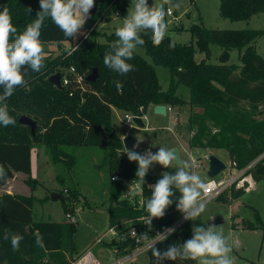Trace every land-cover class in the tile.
<instances>
[{
    "label": "trees",
    "instance_id": "16d2710c",
    "mask_svg": "<svg viewBox=\"0 0 264 264\" xmlns=\"http://www.w3.org/2000/svg\"><path fill=\"white\" fill-rule=\"evenodd\" d=\"M125 3L126 0H95L84 25V34L78 39V47L71 55L67 51L53 58L45 55L43 67L38 73L27 67L22 69L26 84L18 86L6 101L9 115L16 123L8 127L0 125V166L6 172L5 178L0 179V187L15 172L26 175L24 182L31 189L35 187L36 179L31 176V149L34 146H43L50 163L66 168H71L75 163V155L67 150L68 146H106L109 225L121 219L148 215L145 211V201L151 196L148 184L156 183L163 172H174L176 167L172 165L161 173L146 174L144 184H140L141 203L136 195L131 199L124 197L123 180L136 179L138 165L130 162L123 153L121 138L112 122V108L142 116L148 106L155 104H186L194 109L187 119V127L193 131L187 140L190 148L225 149L230 165L236 169L244 168L264 153V119H257L255 111H252L264 106V57L256 51L257 39L264 37V28L212 29L198 24L190 25L189 31L200 52L209 56L211 43L222 48L217 64L208 63L204 58L197 62L192 42L175 43L165 35L163 41L154 46L150 30H142L141 37L145 44L139 47L153 63L169 71L170 83L168 88L163 89L157 81L153 65L136 52L133 59L128 61L134 66V71L126 75L113 72L103 63L105 53L111 50V45L118 38L112 33L105 41H98L101 33L97 24L102 18L123 9ZM4 7L8 8L12 24L17 28V33L11 37L13 41L40 11L39 0H0V11ZM28 8L31 9L30 14ZM260 12H264V0H219V14L230 20L247 19ZM40 39L42 44L52 43L61 47L62 42L71 38H66L51 18H47ZM233 49L238 51V64L227 63ZM71 66L82 75L81 86L74 81V74L70 73L67 74L68 83H61V87L49 81V76L56 72L61 73L62 79L66 74L64 68ZM93 68L97 70V77L89 82L86 76ZM114 80L121 82L120 90H117ZM179 84L188 87L187 99L176 94ZM2 92L3 88L0 87ZM21 115H28L36 121L34 134L29 126L18 122ZM248 172L255 181L264 178V155ZM114 176L118 179H111ZM56 179L62 181L59 174ZM246 186L243 184L235 188L231 185L215 196V200L230 203L245 191ZM59 193L63 197L61 204L64 213L72 214V204L79 200L81 192L75 186L64 185ZM179 195L177 192L176 196ZM48 199L47 195L38 198L32 194L0 193V264H70L77 257L74 249L75 220L65 217L61 221H53L34 216V203H43ZM178 213L174 200L162 218H153L148 233L152 234L153 228L163 229L170 225ZM234 217L231 216V219ZM256 220H259L258 214ZM239 224L248 229L256 227L249 220L231 222L232 227ZM194 225L206 226L200 220H186L167 240L158 241L156 247L163 251L172 243L182 244L191 238ZM146 226V223H137L138 235L144 236ZM5 231L23 237L18 250H13L10 239H3ZM37 231L43 237L42 248L36 244ZM121 245L119 253H124L123 248L133 247L135 243L133 239H127ZM146 254V264H156L150 247ZM194 262L177 259L164 261L163 264Z\"/></svg>",
    "mask_w": 264,
    "mask_h": 264
},
{
    "label": "rangeland",
    "instance_id": "374dc122",
    "mask_svg": "<svg viewBox=\"0 0 264 264\" xmlns=\"http://www.w3.org/2000/svg\"><path fill=\"white\" fill-rule=\"evenodd\" d=\"M135 0H126L124 8L116 13H112L110 17L102 18L97 24V29L101 33L98 36V41H105L106 37L112 33L115 34L123 19L127 14L134 9ZM173 3H179L180 8H172L170 5L164 4V0H152V4L157 7L164 6L165 10L170 8L173 13L166 14L165 21L168 25L166 35L175 43H193L195 48L194 58L197 62L205 59L206 62L217 64L219 63V55L222 48L217 44H209V56L200 52L195 44V38L191 35L189 27L192 24L202 25L205 28L212 29H263L264 28V12L251 15L247 19L230 20L219 14V0H173ZM84 26L80 29L77 37L70 39L65 44L66 46L59 47L52 43H43L44 53L48 57H55L62 51L74 49L84 34ZM63 44V45H65ZM256 51L264 57V37H260L256 42ZM137 54L142 56L146 61L154 67L157 81L163 89L168 88L170 83V74L167 68L153 63L151 58L145 54L141 47L135 50ZM227 63L238 64V51L233 49L230 51ZM65 72L67 68H64ZM63 70V71H64ZM176 94L187 99L189 89L183 84L176 87ZM193 108L188 105H173L171 110L165 114L153 112V106H148L144 119L146 129L135 126L134 123H125V114L129 112L114 108L112 113V122L115 130L120 137L123 134H141L150 140L149 144L139 149L140 153L151 150L153 153L159 150V147L169 148L171 146L179 147L182 160L189 161L188 151L193 153L199 159L200 167L193 170L203 179V172L207 169V159L204 155L209 153L220 158L226 165L214 179H230L236 174V169H231L230 160L225 149L214 148H190L187 144L188 138L193 131H189L187 127V119L190 111ZM255 111L257 119H264V106H259ZM174 116L176 120H174ZM169 129H168V128ZM213 128V127H212ZM214 130V129H213ZM121 134V135H120ZM39 149V150H38ZM43 149V150H42ZM34 150V151H32ZM38 150V153L36 152ZM67 150L75 155V163L71 168H66L62 165H54L48 161L47 154L43 146H34L31 151L33 155L40 157L39 160L45 159L49 165L44 164L39 168L37 173L36 185L33 189L24 182L26 175L17 174L13 180L6 182L0 187V193H18L36 196L38 198L49 196L51 192H61L64 185L75 186L81 192L78 201L73 202V211L76 221V232L74 236V249L78 254L76 258L91 251L97 258L100 264H114L115 257L113 244L106 239L108 235V206L107 189L108 184V151L106 146H68ZM35 152V154H34ZM32 159V156H31ZM32 171L36 172V163L32 161ZM163 168L159 164H153L149 168V173H161ZM59 174L62 181L56 179ZM33 177V176H32ZM248 178L245 174L242 178ZM240 178V177H239ZM241 178V179H242ZM245 178V179H246ZM251 178V177H250ZM236 181L231 185L235 187L236 183L247 185L245 191L237 198L232 200V203L219 202L212 199L206 202L205 211L196 220H200L208 227V221L216 215H220L223 219L221 223L212 225L218 231H222L226 237H230L229 244L232 247L231 258L233 264H264V178L255 181L248 185L246 181ZM229 185L228 187H230ZM129 188V186H126ZM227 187V189H229ZM65 193V192H63ZM132 195L138 196L134 190ZM65 195V194H64ZM86 202V204H85ZM33 214L38 219L61 221L65 218L63 206L59 199H49L44 201H36L32 208ZM256 214L259 215V220H256ZM235 215L234 219L231 216ZM236 218L253 221L256 225L254 229L242 227L241 224L234 227L231 222ZM103 237L102 242L97 239ZM75 258V259H76ZM148 258L146 251L137 254L134 258L123 264H146ZM194 264H199L195 260Z\"/></svg>",
    "mask_w": 264,
    "mask_h": 264
},
{
    "label": "clouds",
    "instance_id": "9594fccd",
    "mask_svg": "<svg viewBox=\"0 0 264 264\" xmlns=\"http://www.w3.org/2000/svg\"><path fill=\"white\" fill-rule=\"evenodd\" d=\"M94 4L95 0H39L40 11L36 13V18L14 41L11 37L17 33V28L12 24L9 10L4 7L3 11H0V87L3 88L0 93V125L8 127L16 123L9 115L6 101L18 86L26 84L22 69L27 67L38 73L43 67L45 53L40 37L45 20L51 18L66 38L75 39L89 19ZM164 4L177 9L181 6L179 3H173V0H164ZM28 12L31 13L30 8ZM166 14L163 5L150 6L148 0H135L133 11L127 14L122 25L116 29L115 35L118 39L111 45V50L105 53L104 65L121 76L134 71V66L128 61L133 59L137 47L145 44L141 31L150 30L152 42L154 46H158L167 32ZM75 50L74 48L66 51L71 55ZM113 83L117 90L122 88L119 80H114ZM139 141L138 138L134 149L138 147ZM123 153L130 162L138 165L136 180L133 181L139 182L137 187L144 184L145 176L153 164L164 168H170L174 164L176 166L174 172H163L161 178L150 186L151 196L145 201V211L148 213L145 223L149 228L153 218H162L174 200L177 210L185 220L194 221L205 211L206 204L201 197L208 185L205 179L192 171L196 166L194 162L182 160L177 151L166 147H159L155 153L151 150L140 153L125 147ZM5 176V169L0 166V179ZM177 192L180 194L178 197ZM173 232L174 228L164 229L162 233L156 234L157 239L149 245L156 264L177 259L196 260L199 264H233L230 255L232 247L228 242L230 237H226L214 226L194 225L190 239L182 244L172 243L163 251L159 250L156 243L167 240ZM35 236L36 244L44 247L43 237L38 231ZM3 239H10L13 250H18L23 237L19 234L10 235L5 231Z\"/></svg>",
    "mask_w": 264,
    "mask_h": 264
},
{
    "label": "built area",
    "instance_id": "2783aa9c",
    "mask_svg": "<svg viewBox=\"0 0 264 264\" xmlns=\"http://www.w3.org/2000/svg\"><path fill=\"white\" fill-rule=\"evenodd\" d=\"M166 12L168 15H171L173 13V11H171L170 8H167ZM69 73L74 74V81L78 85L81 86L82 75L76 73L72 66L69 67L66 70V74H64L62 76L61 83L62 84L68 83L69 78H68L67 74H69ZM165 106H166L165 112H168L171 110V106H169V105H165ZM133 116H139V115H135V114H131V113L125 114V123H127L129 125L132 124L133 123V121H132ZM174 120H176L175 116H174ZM188 153H189L188 156H189L190 162H194L196 165L193 168V170L199 168L200 167L199 159L197 157H195L193 155V153H191L189 151H188ZM208 155H209V153L205 154L204 158L208 159ZM262 155H264V153ZM262 155L257 157L256 159L252 160L244 168L237 169L238 172L234 176H231L230 179H227V180H225V179H214L213 177L212 178H205V182L207 183L208 187H207L206 191H204L202 193L201 199L203 200V202L206 203L210 199L214 198L219 193H221L223 190H225L229 185H231L233 182H236L239 180L242 182V180L245 179V177L242 178V176L244 174L246 176L250 175V177H252L250 172H248V170L253 167L254 163L256 161H258L262 157ZM111 179H118V177L114 176V177H111ZM134 180H136V179L123 180L124 184H125V190H124L123 195H124V197L131 199V197L133 196L131 191L134 190L136 194L139 193L138 194V202L141 203V196H140L141 187L140 186L137 187V183H139V182L138 181L133 182ZM239 183H236L235 186L239 187V186L243 185V184H239ZM153 184H155V183H150V184H148V186L150 187ZM126 186H129V188H127ZM147 216L148 215H139L136 217L121 219L116 224L110 225L108 227V229H107L108 235H107L106 239L108 240L109 243H114L113 247H112V248H114V251L110 250L112 252H115V257L113 258L114 264H123L124 262L131 260L137 254H140L141 252L146 251L149 248V245L157 239L156 234L162 233L164 231V229H166V228L176 229L184 221H186L183 218L182 213L179 212L177 217L174 219V221L170 225L166 226L163 229L153 228L152 234L150 232L148 233V231L151 229L148 226H146V228L144 230V236L147 238H150V239H146L144 236L142 237V236L138 235L137 223H139V222L145 223ZM65 217L71 221L75 220L74 215L70 214V213H66ZM127 239H133L135 245L133 247H127V248L122 247L123 250H125V252L119 253L121 246H122L121 245L122 242L127 240ZM101 240H103V237H99L97 239L98 242H102ZM70 264H100V262L97 261V258L93 255V253L88 250L85 253H83L82 255H80L78 258L72 260Z\"/></svg>",
    "mask_w": 264,
    "mask_h": 264
},
{
    "label": "water",
    "instance_id": "95a60500",
    "mask_svg": "<svg viewBox=\"0 0 264 264\" xmlns=\"http://www.w3.org/2000/svg\"><path fill=\"white\" fill-rule=\"evenodd\" d=\"M148 3L151 6L152 0H148ZM96 77H97V70H96V68H93L92 72L86 76V80L89 82H93L96 79ZM60 79H61V73L60 72H56V73L49 76V81L53 85H55L56 87H61V80ZM165 110H166L165 104L153 105V112L154 113L165 114ZM132 121L135 124V126H137V127H140V128L145 127V122L141 116H133ZM18 122L23 124V125L29 126L31 133L34 134L37 123L33 118H31L28 115H21L18 119ZM138 138L140 139L138 147H136L134 149L133 146L137 144ZM121 142H122L124 150L126 147L128 149H132L134 151L139 152V149L142 148L143 146H146L147 144H149L150 140L146 137H142V136H138V135L125 134L121 138ZM169 149H173L174 151H177V153L180 157V153H179L177 146H172ZM207 160H208L207 161V169L203 175L204 178L215 177L222 170H224L226 167L225 163L220 158H218L217 156H215L213 154H209ZM49 197L53 200L59 199L60 201H63L62 195L58 192H51ZM222 221H223L222 217L220 215H216L208 221V225H215V224L221 223Z\"/></svg>",
    "mask_w": 264,
    "mask_h": 264
},
{
    "label": "crops",
    "instance_id": "0c3cea01",
    "mask_svg": "<svg viewBox=\"0 0 264 264\" xmlns=\"http://www.w3.org/2000/svg\"><path fill=\"white\" fill-rule=\"evenodd\" d=\"M67 41H65V42H62L61 43V47H63V46H66V43ZM63 44H65V45H63ZM112 109H114V108H112ZM113 112V111H112ZM165 113H167V112H165ZM145 116H146V113L145 114H143V116H142V118H143V120L145 119ZM146 129V126L144 127V130ZM119 134V133H118ZM133 134V133H132ZM121 135V134H120ZM123 135H125V134H123ZM133 135H138V136H142V137H146V136H144V135H141V134H137V133H134ZM123 137V136H122ZM122 137H120V138H122ZM172 147V146H171ZM170 148V147H169ZM39 150V149H38ZM38 150H36V152L38 153ZM43 150V149H42ZM178 150H179V147H178ZM32 151H34V150H32ZM32 151H31V156H32V159H31V161L34 159L35 160V163H36V172L34 173L33 171H32V162H31V176H33V178L34 179H37V173H39L38 171H39V168L42 166V165H44V164H48L49 165V162H47L45 159H43V161H41V160H39V156L36 154L35 156L33 155V153H32ZM180 153V152H179ZM34 154H35V152H34ZM180 157H181V154H180ZM182 159V158H181ZM230 167H231V169H236V168H234V167H232L231 165H230ZM164 169V168H163ZM236 171H237V169H236ZM205 172V171H204ZM204 172H203V175H204ZM238 172V171H237ZM236 172V173H237ZM17 174H21L20 172H15L14 173V175H13V177L12 178H10L8 181H10V180H13L14 179V177L17 175ZM234 176V175H233ZM204 177V176H203ZM246 178V177H245ZM7 181V182H8ZM245 181H246V183H248V185H250V184H253L254 182H255V180L251 177H248V178H246L245 179ZM37 184V183H36ZM238 186H235V188H237ZM240 187V186H239ZM229 188V187H228ZM227 189V188H226ZM7 192H9V191H7ZM64 192V191H63ZM82 195V194H81ZM40 198H42V197H40ZM215 198V197H214ZM214 198H212V199H214ZM212 199H210V200H212ZM209 200V201H210ZM208 202V201H207ZM230 203H232V201L230 202ZM73 215H74V213H73ZM75 217V216H74ZM65 219V218H64ZM235 222H239V219L238 218H236V220H234ZM108 226H109V224H108Z\"/></svg>",
    "mask_w": 264,
    "mask_h": 264
}]
</instances>
